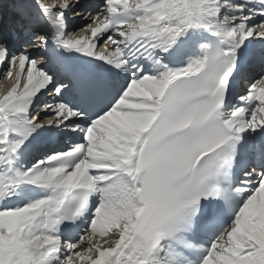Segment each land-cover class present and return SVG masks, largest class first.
I'll return each mask as SVG.
<instances>
[{
    "label": "snow or ice",
    "instance_id": "6c2138e0",
    "mask_svg": "<svg viewBox=\"0 0 264 264\" xmlns=\"http://www.w3.org/2000/svg\"><path fill=\"white\" fill-rule=\"evenodd\" d=\"M12 10L0 264H264V0Z\"/></svg>",
    "mask_w": 264,
    "mask_h": 264
},
{
    "label": "bare ground",
    "instance_id": "6f19581e",
    "mask_svg": "<svg viewBox=\"0 0 264 264\" xmlns=\"http://www.w3.org/2000/svg\"><path fill=\"white\" fill-rule=\"evenodd\" d=\"M44 1H48V0H44ZM89 1H91V0H86L84 2H89ZM0 4H3V3H0ZM88 8L90 10V9H92V6H90V7L88 6ZM8 12L9 11H6L5 6H3V5L0 6V14H2L3 17L7 18L8 16H10L11 14ZM69 16H71V14ZM74 18H76V20H77V22H76L77 24L74 27L75 28L74 30H76V31H77V29L82 28L83 25H85L86 23H88L90 21V18L86 19V21H79L77 19V17H74ZM7 21H8V19H7ZM83 35H85V32H82V36ZM6 68H7V65H5L3 68H0V95H3L4 93H6V91L10 89V87L12 86V83H13V81L11 82V78H6V75H5ZM49 100H50V98L45 97V99H43L42 101H49ZM41 107H42V105L40 107H36V108H37V110H39Z\"/></svg>",
    "mask_w": 264,
    "mask_h": 264
},
{
    "label": "rangeland",
    "instance_id": "374dc122",
    "mask_svg": "<svg viewBox=\"0 0 264 264\" xmlns=\"http://www.w3.org/2000/svg\"><path fill=\"white\" fill-rule=\"evenodd\" d=\"M80 21V20H79ZM83 21H86V19L85 20H83Z\"/></svg>",
    "mask_w": 264,
    "mask_h": 264
}]
</instances>
